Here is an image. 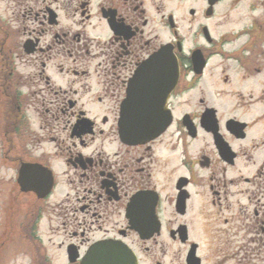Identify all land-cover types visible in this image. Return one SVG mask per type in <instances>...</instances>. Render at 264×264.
<instances>
[{"label":"flooded vegetation","instance_id":"flooded-vegetation-1","mask_svg":"<svg viewBox=\"0 0 264 264\" xmlns=\"http://www.w3.org/2000/svg\"><path fill=\"white\" fill-rule=\"evenodd\" d=\"M2 1L0 153L16 218L57 210L64 264L108 238L138 264H264V0L259 14L257 0ZM162 48L180 64L171 123L124 142L121 104ZM35 164L52 175L45 198L21 190ZM41 254L32 264L53 263Z\"/></svg>","mask_w":264,"mask_h":264},{"label":"water","instance_id":"water-1","mask_svg":"<svg viewBox=\"0 0 264 264\" xmlns=\"http://www.w3.org/2000/svg\"><path fill=\"white\" fill-rule=\"evenodd\" d=\"M150 73L140 74L143 83L141 92L131 90L122 103L119 119V134L128 143L144 142L157 136L171 122V111L167 107L170 92L178 80V66L176 60L162 49L151 57L149 61ZM42 165H36L35 167ZM42 168H44L42 166ZM45 169V168H44ZM31 167L24 166L21 170V187L23 190L34 189L40 197L46 196L51 189V177L43 174V182L35 187L36 179L29 178ZM39 174L40 170H34ZM35 176V175H34ZM39 176V175H38ZM126 245L113 244L111 240L95 243L81 264H136L132 261ZM71 261L78 257L77 253L69 249Z\"/></svg>","mask_w":264,"mask_h":264},{"label":"rangeland","instance_id":"rangeland-1","mask_svg":"<svg viewBox=\"0 0 264 264\" xmlns=\"http://www.w3.org/2000/svg\"><path fill=\"white\" fill-rule=\"evenodd\" d=\"M250 1L251 0H244L239 2L238 7L242 10L245 6H251L248 4ZM257 1L259 2V7L256 10V13L259 14L261 12L260 7L262 0ZM6 8L11 14L13 9L12 4L0 0V13L3 10L6 11ZM234 16L233 21L240 23L242 14L236 13ZM19 67L23 72L29 70V68L24 65ZM25 81L26 79H22L21 81V85L24 89H26L25 85H29L28 83H25ZM40 85L42 84H37L36 87L38 88ZM37 99L38 100L33 103L39 107L38 110L40 112V108L45 105L39 102L40 98ZM34 121L36 124L34 127L37 129L36 134L40 135L44 133V130L40 128V114L35 115ZM37 146L41 147L38 151H41L46 147L45 143H37ZM8 167V165L5 167L4 160L0 153V264H32L33 255L38 254L39 259H41V252L44 249L47 254L51 256L53 260L52 264H64L65 261L62 256L64 253L61 252H64L66 247L65 240L67 239L64 234L63 225L58 219V215H56V212H58L57 210H51L50 207H47L46 203L43 206V211H41L42 215L39 213H34L32 215L25 210L21 218L19 217V225L17 222H14V220L11 221L13 211H10L9 208L12 206L10 200L12 199L11 195L13 194L12 187L14 185V171ZM28 199H26V201ZM39 217L40 220L38 222L39 226L37 231L40 239L42 238L40 243L37 242V240H34L33 236H30V230L33 231Z\"/></svg>","mask_w":264,"mask_h":264},{"label":"trees","instance_id":"trees-1","mask_svg":"<svg viewBox=\"0 0 264 264\" xmlns=\"http://www.w3.org/2000/svg\"><path fill=\"white\" fill-rule=\"evenodd\" d=\"M14 220V222H16V220H15V218H14V215L12 216V220L11 221H13ZM31 236V235H30Z\"/></svg>","mask_w":264,"mask_h":264}]
</instances>
